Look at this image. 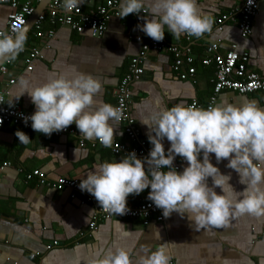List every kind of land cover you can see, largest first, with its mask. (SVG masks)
I'll return each mask as SVG.
<instances>
[{
    "label": "crops",
    "instance_id": "crops-1",
    "mask_svg": "<svg viewBox=\"0 0 264 264\" xmlns=\"http://www.w3.org/2000/svg\"><path fill=\"white\" fill-rule=\"evenodd\" d=\"M107 0H83L86 12ZM150 0H146V6ZM201 14L213 21L209 32L200 38L193 37L187 42L184 35L174 39L165 30L164 38L172 44L190 46L194 55L195 77L182 79L173 69L174 55L171 52H151L144 64L142 78L132 84L131 116L140 131L141 140H132L126 132L127 124L114 121L115 142L128 146H142L148 140V126L142 121L152 123L155 114L171 106L183 103L189 105L196 100L200 107L207 108L214 95L215 65L204 64L209 45L222 44L218 53L225 54L230 49L249 55L248 68L264 76V0H260V11L252 18L253 32L243 37L235 20L217 26L216 18L222 13L236 12L242 0H196ZM45 4L39 6L38 11ZM12 8L0 3V29L6 28L8 15ZM31 18H36L32 16ZM30 18V19H31ZM136 25V18L129 14L124 18L113 17L107 25L105 34L96 36L90 29L73 30L67 25L52 26L44 23L42 36L36 35L34 27L26 33L23 51L15 60H0V90H8L7 104H19L28 113L35 106L27 92L23 93L21 78L33 85L64 75L71 78L77 74H88L100 81L102 88L95 97L98 104L108 103L117 108L116 88L125 75L129 60L140 49V44L130 38L128 32ZM55 31L49 36L48 30ZM32 48H40L42 55L33 60V69L27 70L26 58ZM186 70V67L182 68ZM15 79L14 83H10ZM22 94V95H21ZM254 101L264 108V92L240 94L233 90H223L216 96L214 105L226 103L240 105ZM94 105L93 107L97 106ZM69 127L76 134L52 133L50 136L33 131L21 124L6 123L0 131V160L8 161L10 166L0 171V256L3 264H91L116 248L130 249L133 264L137 254L143 250H155L161 244L167 246L169 264H264V217L243 215L230 220L221 228L209 227L197 231L187 216L173 212L165 220H152L144 225L139 219H124L114 216L99 222L97 230L91 231L89 224L95 210L92 204H81L80 199H72L70 190H56L49 185H41L36 179L26 181L25 175L33 169L46 172L50 180L60 177L83 179L93 166L105 161L120 160L128 152L116 153L112 147L93 145L94 140L80 136L75 123ZM26 133L30 142L20 144L16 130ZM83 139L85 145H81ZM165 149L170 146L165 139ZM148 154L137 156L146 157ZM180 156L173 164L180 163ZM212 163L217 164L214 155ZM227 160L220 161V171L230 175L229 183L235 191L245 187L239 183L238 174L227 168ZM184 165L183 168L186 167ZM211 186V178H208ZM226 188L229 186L226 184ZM220 192L221 189H215ZM150 191L146 188L140 194H130L127 203L137 205L147 201ZM235 197V192L229 188ZM59 244L47 249V245ZM40 252L31 259L30 254Z\"/></svg>",
    "mask_w": 264,
    "mask_h": 264
},
{
    "label": "clouds",
    "instance_id": "clouds-1",
    "mask_svg": "<svg viewBox=\"0 0 264 264\" xmlns=\"http://www.w3.org/2000/svg\"><path fill=\"white\" fill-rule=\"evenodd\" d=\"M82 3L83 0H61V10L71 12ZM141 12L145 14L144 23L136 27L156 42L164 39L165 30L174 39L182 35L200 38L213 24L210 16L199 12L196 0H150L147 6L146 0H120L117 16ZM14 32L15 35L0 33V60H15L23 51L25 30ZM20 84L22 94L27 92L35 106V111L24 117L25 123L31 121L33 131L50 136L75 123L84 139L112 147V122L120 120L121 112L108 103L97 105L95 97L102 85L92 75H60L40 85L21 78ZM142 122L148 126L152 145L146 157L130 152L120 160L93 166L80 180L81 191L91 194L101 209L124 214L127 197L149 188L147 199L162 210L164 217L173 212L186 215L197 231L225 227L243 215L264 217V108L254 101L207 108L178 103L158 111L152 123ZM15 135L20 144L30 142L22 130H16ZM165 139L170 145L167 150ZM211 155L217 164L227 160L225 166L238 174L243 190L233 189L230 175L212 163ZM176 156L187 162L183 171H177L173 164ZM217 187L220 192L215 190ZM143 252L137 254L136 264H169L165 244ZM3 260L0 256V264ZM91 264H133L132 253L118 247Z\"/></svg>",
    "mask_w": 264,
    "mask_h": 264
},
{
    "label": "built area",
    "instance_id": "built-area-1",
    "mask_svg": "<svg viewBox=\"0 0 264 264\" xmlns=\"http://www.w3.org/2000/svg\"><path fill=\"white\" fill-rule=\"evenodd\" d=\"M0 3L8 4L12 8V11L8 15L6 28L0 29V33H7L9 35H15L14 30L24 29L29 22V19L36 13L39 6L45 4L43 10H41L36 17L33 26L36 30L37 36L44 34V23L48 22L50 25H67L73 30L83 31L84 29H90L96 36L101 37L107 30L108 22L113 17H119L118 7L120 0H107L105 5H98L95 9L86 12L83 4L76 7L71 12L61 10V0H0ZM236 12L222 13L217 16L216 24L221 26L226 24L229 20H235L238 15L239 27L243 37H248L252 34V18L260 11V0H253L252 4L248 3V0H242L240 8ZM136 18V25L130 29L128 35L140 44L139 52L130 59L127 71L125 75L120 79L116 88V103L117 108L121 112V118L119 121H123L127 124L126 132L132 140H141L140 131L136 128L135 120L131 116V96H132V84L139 81L145 73L144 64L149 58L151 52H171L174 55V71L184 80L192 78L196 73V67L194 64L195 58L190 46H180L169 43L164 38L162 41L156 42L146 36L136 26L143 24V12L140 14L132 13ZM237 15V16H236ZM55 31L53 29L48 30L49 36H53ZM187 42H192L193 37L184 35ZM222 44L213 43L207 48V52L211 54V57H205L204 64L215 65V80H214V95L210 98L207 107L214 105L216 102V96L223 90H233L240 94H250L254 92H264V76L258 72L252 71L248 68L249 55L247 53L241 54L235 49L228 50L225 54L218 53V49ZM42 51L40 48H32L28 52L26 62L28 64L27 70H32L34 67L33 60L36 57H40ZM186 67V70L182 68ZM6 70H0L1 76ZM15 79H11L10 83H14ZM8 90H0V131L3 126L8 122H14L21 124L27 128H31V121L25 123L24 117L30 116L24 108L19 104H7L6 96ZM189 105H195L200 107L196 100H193ZM56 135L61 134H76L77 130L72 127H67L65 130L59 132H53ZM81 145H85V141L81 139ZM101 145L98 141H93V145ZM142 146H128L121 142H115L112 145L113 150L116 153L133 152L135 151L137 156L145 155L149 153L150 146L143 141ZM166 150V149H165ZM180 163L175 167L177 171L187 164V162L181 157ZM11 163L8 161H0V171L4 170ZM26 181L36 179L41 185H49L56 190H70V197L72 199L79 198L81 204H92L95 210L92 215V220L89 224L91 231L97 230L99 222L102 220H108L114 216L124 219H139L144 225H149L152 220L162 222L165 217L162 215V210L155 207L150 201H144L137 205H130L126 203V211L124 214H114L100 208L96 199L87 191H81L79 188V178H67L60 177L55 180H50L47 177L46 172L41 169H33L26 173ZM59 244L58 241H54L47 245V249L53 248V246ZM40 255V252H33L30 254L31 259H35Z\"/></svg>",
    "mask_w": 264,
    "mask_h": 264
},
{
    "label": "water",
    "instance_id": "water-1",
    "mask_svg": "<svg viewBox=\"0 0 264 264\" xmlns=\"http://www.w3.org/2000/svg\"><path fill=\"white\" fill-rule=\"evenodd\" d=\"M41 10H42V9H40L39 12H40ZM39 12H38V13H39ZM35 15H36V14H35ZM34 19H35V18H32V19L28 22V24L26 25V27L24 28V30H25V34L29 31L30 28H32Z\"/></svg>",
    "mask_w": 264,
    "mask_h": 264
},
{
    "label": "trees",
    "instance_id": "trees-1",
    "mask_svg": "<svg viewBox=\"0 0 264 264\" xmlns=\"http://www.w3.org/2000/svg\"><path fill=\"white\" fill-rule=\"evenodd\" d=\"M129 62H130V60H129ZM0 161H3V160H0Z\"/></svg>",
    "mask_w": 264,
    "mask_h": 264
}]
</instances>
